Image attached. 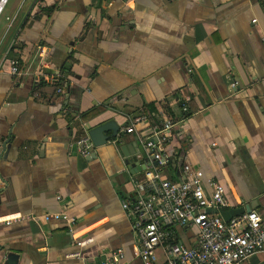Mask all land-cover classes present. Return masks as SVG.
<instances>
[{"label":"crops","instance_id":"0c3cea01","mask_svg":"<svg viewBox=\"0 0 264 264\" xmlns=\"http://www.w3.org/2000/svg\"><path fill=\"white\" fill-rule=\"evenodd\" d=\"M7 4L0 0V152L9 138L0 159V264L9 252L18 264H102L117 249L120 264H139L134 218L121 201L147 171L180 180L186 163L223 185L225 210L250 205L264 217V0ZM37 45L53 77L43 85L10 68L16 59L33 71ZM59 78L66 84L56 85ZM167 112L175 124L164 162L133 170L119 145L134 152L136 133L149 135ZM108 120L119 124L121 144L79 154L75 140ZM47 212L75 217L78 231L44 221ZM195 233L177 228L188 246ZM243 264H264V252Z\"/></svg>","mask_w":264,"mask_h":264},{"label":"built area","instance_id":"2783aa9c","mask_svg":"<svg viewBox=\"0 0 264 264\" xmlns=\"http://www.w3.org/2000/svg\"><path fill=\"white\" fill-rule=\"evenodd\" d=\"M36 50L38 60L33 71L13 59L10 61L12 73L19 77L29 70L37 81L44 78L53 81L48 72L51 64L47 49L37 45ZM236 86V81L231 83V88ZM58 93L63 95L64 91L59 88ZM174 124L170 117H164L149 135L136 133L159 163L164 162L162 153ZM125 131L134 133L135 129L129 126ZM75 143L82 156H89L94 148L88 132L80 135ZM182 171L185 177L180 180L162 177L156 169L147 171L143 179L134 182L135 195L121 201L127 217L134 218L135 256L139 264H243L253 254L264 252V217L251 210L226 220L218 212L228 204L223 185L215 179L205 182L203 171L190 163L184 164ZM42 218L63 223L73 235L80 227L76 218L66 212H47ZM178 227L196 229L192 245H185L179 239ZM158 251L163 256L161 261L157 258ZM123 256L122 249L109 251L104 254L102 264H120Z\"/></svg>","mask_w":264,"mask_h":264},{"label":"water","instance_id":"95a60500","mask_svg":"<svg viewBox=\"0 0 264 264\" xmlns=\"http://www.w3.org/2000/svg\"><path fill=\"white\" fill-rule=\"evenodd\" d=\"M119 124L114 121V120H108L104 123H101L95 127H91L88 129V135L93 142L94 147H99L102 145L107 144L110 141H113L116 144H121V138L119 135ZM110 132V133H109ZM109 133V134H107ZM11 138V136H10ZM9 140V138H8ZM8 140H6L3 145H2V150L0 152V159L3 155L4 150L6 149V145L8 143ZM139 139L136 136L135 137V142L133 143V146H136L135 151H130L129 150V145H119L120 150L123 152L125 157L127 158V163L129 166L133 168L135 171H143L146 170L147 167L153 163L154 165L157 164V161L155 160L154 156L152 153H145V149L141 146L138 145ZM90 157H95V153H90ZM149 159V161L146 163V159ZM252 208L250 205H245L242 207L230 209V210H225L221 209L218 212L226 219L229 220L231 217L242 214L244 212H249L251 211ZM210 211V210H209ZM212 211H217V210H212ZM20 259V255L17 253L9 252L7 253L6 261L5 264H18Z\"/></svg>","mask_w":264,"mask_h":264},{"label":"trees","instance_id":"16d2710c","mask_svg":"<svg viewBox=\"0 0 264 264\" xmlns=\"http://www.w3.org/2000/svg\"><path fill=\"white\" fill-rule=\"evenodd\" d=\"M63 81V79L62 78H59L58 80H56L55 82H56V85H60V84H62V85H65L66 83H64V82H62ZM35 83L37 84V85H43V84H45V81H44V79H42V80H39V81H35ZM67 86V85H66ZM67 88H68V86H67ZM147 108H148V110H149V116H150V118L151 119H153V124H156L157 122H156V117H155V115H156V113H157V110H156V107L154 106V104L153 103H151V104H148L147 105ZM96 113V111L94 110V109H92V111H90V112H88V113H85L84 115H83V118L85 117H87V116H89V115H94ZM167 114L170 116V118H172V115H170V113L169 112H167ZM172 120H173V118H172ZM174 121V120H173Z\"/></svg>","mask_w":264,"mask_h":264},{"label":"rangeland","instance_id":"374dc122","mask_svg":"<svg viewBox=\"0 0 264 264\" xmlns=\"http://www.w3.org/2000/svg\"><path fill=\"white\" fill-rule=\"evenodd\" d=\"M8 1V4H7V7H9L11 4L15 3L16 0H7ZM19 1V0H18Z\"/></svg>","mask_w":264,"mask_h":264}]
</instances>
